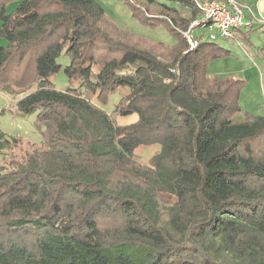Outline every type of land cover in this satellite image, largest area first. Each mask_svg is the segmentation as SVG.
<instances>
[{"label":"trees","instance_id":"16d2710c","mask_svg":"<svg viewBox=\"0 0 264 264\" xmlns=\"http://www.w3.org/2000/svg\"><path fill=\"white\" fill-rule=\"evenodd\" d=\"M166 1L187 15L126 3L163 24L171 47L120 27L96 0H0V91L33 88L16 108L37 110L44 128L40 146L0 170V264H264V116L237 119L244 82L207 73L229 52L204 42L184 53L199 12ZM62 53L76 89L50 81ZM120 87L115 112L136 116L126 125L104 110Z\"/></svg>","mask_w":264,"mask_h":264},{"label":"rangeland","instance_id":"374dc122","mask_svg":"<svg viewBox=\"0 0 264 264\" xmlns=\"http://www.w3.org/2000/svg\"><path fill=\"white\" fill-rule=\"evenodd\" d=\"M105 10L106 15L120 27L130 31L136 36L146 39L148 42L155 44H163L164 46H173L176 44V38L170 34L163 24L155 27H150L143 24L137 18L133 17L131 9L126 3V0H96ZM139 2L142 6L154 9L158 5H171L177 7L183 15H187L186 9L179 5L170 4L166 0H153L149 3L148 0H132ZM16 2L12 1L8 6L14 5ZM9 8L7 7V10ZM6 10V11H7ZM9 9L7 12H11ZM203 36L202 43L208 42V31L197 29L195 37ZM0 45H6V41L0 38ZM57 62L61 65V70L50 78L53 86L60 91L68 88L76 89L79 86L77 80L69 81L64 74V68L69 64V58L62 53ZM209 65V64H208ZM264 68V64H262ZM262 68V69H263ZM207 70L210 72V69ZM261 73L257 75L248 73L246 78L234 77L235 79L244 82L243 87L238 94V103L241 108V114L237 119H242L245 115L248 116H264V70H259ZM208 73V72H207ZM230 77L228 75L222 76ZM214 78V77H212ZM233 78V77H232ZM33 89V88H31ZM26 90L24 94H10L0 91V135L11 140L16 139L22 143V146L5 145L4 142L0 144V170H2L5 163L10 156L19 158L21 150L25 148V144H34L40 146L43 140L44 128L37 126L36 116L37 110L30 114H22L16 108V101L23 95L29 93ZM128 93V89L124 87L117 88L108 98L104 110L109 113L115 125H126L135 121L136 116H119L115 112L116 106L120 103L122 97ZM3 140V139H2ZM158 146L139 147L135 150L137 159L141 162H147L148 158L158 151Z\"/></svg>","mask_w":264,"mask_h":264},{"label":"crops","instance_id":"0c3cea01","mask_svg":"<svg viewBox=\"0 0 264 264\" xmlns=\"http://www.w3.org/2000/svg\"><path fill=\"white\" fill-rule=\"evenodd\" d=\"M235 1L244 6L245 20L251 23V26L234 30L230 39H217L215 42H209L229 52L228 56L217 58L209 63L210 72L208 70L207 72L211 79H219L225 75L233 78H246L248 73L257 75L258 72L261 73L259 70H264L262 67L264 64V32L260 29L261 22H264V0ZM17 3L7 7L13 10ZM198 17L199 15L196 18Z\"/></svg>","mask_w":264,"mask_h":264},{"label":"built area","instance_id":"2783aa9c","mask_svg":"<svg viewBox=\"0 0 264 264\" xmlns=\"http://www.w3.org/2000/svg\"><path fill=\"white\" fill-rule=\"evenodd\" d=\"M193 5L199 17L181 32L187 46L184 53L193 51L202 43L203 36H194L197 29L207 30L208 42H215L230 39L234 30L251 26L245 20L244 6L235 0H193ZM260 29L264 32V22H261Z\"/></svg>","mask_w":264,"mask_h":264}]
</instances>
